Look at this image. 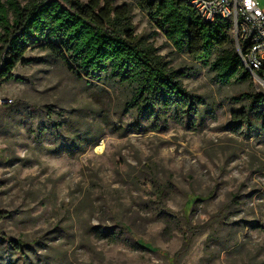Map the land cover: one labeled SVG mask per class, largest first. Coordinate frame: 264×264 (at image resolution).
I'll return each mask as SVG.
<instances>
[{
  "label": "rangeland",
  "instance_id": "374dc122",
  "mask_svg": "<svg viewBox=\"0 0 264 264\" xmlns=\"http://www.w3.org/2000/svg\"><path fill=\"white\" fill-rule=\"evenodd\" d=\"M112 1L133 5L135 34L183 73L185 91L202 101L199 116L150 119L128 107L130 89L76 79L50 53L28 49L10 71L18 80L0 79V213L7 215L0 264H168L183 237L174 227L164 234L169 217L152 215L158 191L178 217L196 198L189 219L206 228L178 264H264V132L252 116L251 127L232 118L247 104L242 94L264 87L220 85L207 66L176 52L133 1ZM225 204L226 225L211 222ZM118 221L156 252L99 236ZM7 238L23 242L20 255L8 251Z\"/></svg>",
  "mask_w": 264,
  "mask_h": 264
},
{
  "label": "trees",
  "instance_id": "16d2710c",
  "mask_svg": "<svg viewBox=\"0 0 264 264\" xmlns=\"http://www.w3.org/2000/svg\"><path fill=\"white\" fill-rule=\"evenodd\" d=\"M146 15L148 22L163 34L176 52L191 61L207 66L215 80L223 86L250 84L252 77L243 67L231 35V24L226 21L208 23L198 17L186 0H131ZM133 5H113L112 0H4L0 2V59L4 67L0 79L7 82L18 78L10 74L16 63L30 48L50 53L76 78L106 79L132 91L128 107L148 118H157L160 112L174 120L195 119L202 101L189 95L183 88V73L172 69L144 36L135 34ZM240 48L242 45L240 43ZM2 55L8 56L2 59ZM257 75L264 78V71ZM239 100L247 104L234 112V123L251 127L249 117L264 132V94H242ZM255 128V127H252ZM153 190L152 186L148 187ZM154 192V191H153ZM151 210L156 219L169 217L164 234L174 227L183 237V245L168 264H178L180 255L190 247L194 238L205 233L203 225H193L189 210L196 198L186 202V211L180 217L169 214L154 192ZM228 205H223L211 222L225 226ZM7 215L0 213V220ZM122 243L133 251L156 252L149 243L135 238L131 227L118 221L117 228L99 233ZM7 240L8 251L20 255L23 242ZM236 238L230 237L227 250H233ZM22 259V258H21Z\"/></svg>",
  "mask_w": 264,
  "mask_h": 264
},
{
  "label": "built area",
  "instance_id": "2783aa9c",
  "mask_svg": "<svg viewBox=\"0 0 264 264\" xmlns=\"http://www.w3.org/2000/svg\"><path fill=\"white\" fill-rule=\"evenodd\" d=\"M43 1L50 0H25ZM200 19L208 23L226 21L231 24L234 45L246 71L264 87V9L258 0H186ZM240 43L242 49L240 48Z\"/></svg>",
  "mask_w": 264,
  "mask_h": 264
},
{
  "label": "water",
  "instance_id": "95a60500",
  "mask_svg": "<svg viewBox=\"0 0 264 264\" xmlns=\"http://www.w3.org/2000/svg\"><path fill=\"white\" fill-rule=\"evenodd\" d=\"M235 49H236V51H238V47L235 45Z\"/></svg>",
  "mask_w": 264,
  "mask_h": 264
}]
</instances>
